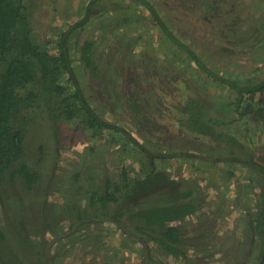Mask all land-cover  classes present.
<instances>
[{
    "label": "trees",
    "instance_id": "obj_1",
    "mask_svg": "<svg viewBox=\"0 0 264 264\" xmlns=\"http://www.w3.org/2000/svg\"><path fill=\"white\" fill-rule=\"evenodd\" d=\"M98 1L105 0H89L85 17L68 29L51 25L49 32H41L31 12L33 0H0V196L7 184L20 181L32 191L39 183L40 169L48 160L47 150L44 144L36 145L30 138L38 137L40 131L53 135L58 150L63 137H68L74 126L92 142L102 140L107 149L115 147L110 154L117 159L115 162H129L118 172L111 171L101 177V171L96 170L99 164L95 161L94 165L89 155L84 154L74 171L76 188L72 189L71 199L61 204L73 216L70 227L40 247L37 264H62L50 245L59 242L70 248L77 236L99 247L108 238L115 247L111 253H117L129 240L139 244L145 255L153 256L152 252L160 250L186 261L190 255L184 239L194 235L195 245L202 247L197 249L202 254L198 260L205 257L201 251L210 255L223 252L224 243L212 244L205 239L207 225L201 224L202 221L190 230L174 223L195 214L206 199V194L198 196V185L193 179L171 173V161L175 157L180 161V172L184 164L202 174L219 163V167L228 165L229 174L234 173L229 166L243 165L255 170V181L260 182L261 189L255 209L245 213L244 233L249 244H245L244 250L250 252L249 259L255 254L254 264H264V164L255 160L252 150L244 143L264 139V78L254 81L221 76L181 42L168 25L175 21V12L181 10L185 15L180 18L183 25L190 20L195 30L200 25L224 33L218 40L210 33L212 45L222 53L221 57L236 56L242 44H246V50L260 51L264 49V39L258 38L252 45L245 31L232 32L227 25L237 19L231 18L234 11L225 6L224 0H166L164 5H157L160 8L153 0H131L134 6L142 7L138 13L132 10V4L121 6L134 14L125 17L124 22L150 15L160 33L189 56L188 64L197 67L196 77L205 73L206 79L219 83L222 92L227 90L212 94L204 91L203 85L195 88L182 78L178 84L179 102L169 103L164 92H153L149 84L152 78L147 75V72L153 75V70L148 61L142 59L141 74L151 92L141 88L143 82L130 70L117 65L106 68L108 54L97 53L95 42L77 33L88 23L90 15L100 10L93 8ZM119 2H114L115 7H119ZM159 10L168 21L158 14ZM226 44L231 48L224 49ZM75 52L77 63L72 55ZM110 58L116 61V57ZM182 64L186 66L187 62ZM79 69L87 74L86 79L77 76ZM227 96L232 99L228 100ZM230 116L233 117L230 124L240 122L245 127L247 141L223 127L229 124ZM122 122L134 126L127 128ZM194 146L197 152H192ZM262 157L264 160V154ZM250 179L254 181L251 176ZM81 195L86 200L84 205ZM130 221L135 223L134 228L124 231L122 223ZM101 223L115 226L124 244L117 234L91 235L89 226ZM74 230L80 233L72 235ZM9 239L0 225V261L4 264H8L4 251L10 249ZM26 240L28 244L29 238ZM234 240L232 237L230 243ZM244 258L245 254L239 255L238 264H247Z\"/></svg>",
    "mask_w": 264,
    "mask_h": 264
},
{
    "label": "rangeland",
    "instance_id": "obj_2",
    "mask_svg": "<svg viewBox=\"0 0 264 264\" xmlns=\"http://www.w3.org/2000/svg\"><path fill=\"white\" fill-rule=\"evenodd\" d=\"M115 1H122L118 3V8L115 7ZM158 1L160 2L152 1L157 8H160L157 6L158 4L164 5L166 2V0ZM196 1L202 2L203 0ZM33 2L31 12L35 15L38 30L49 32L48 29L51 28V25H57L65 30L81 21L85 17L89 0H33ZM179 2L185 3L186 1ZM134 3L131 0L98 1L97 6L93 8L94 11L98 7L100 10L94 15L91 14L92 17L88 23L77 30L82 38H89L95 42L97 53L104 56L108 54L106 59L108 63H105L106 68L117 65L125 71L130 70L134 76H138L143 82L141 88L151 92L150 87L147 86L148 82L145 81V76L141 74L142 59L148 61L153 70V75L147 72V75L152 78L149 84L154 90L153 92H164L169 103L171 101L179 102L178 93L181 89L178 84L182 78L190 82L189 84L195 88L199 86L202 88L203 85L204 91L212 94L218 95L227 91L222 89V92L218 82H211L210 79H206L205 73L196 77L194 73H196L195 68L197 67L188 64L189 56L186 52L176 49L171 39L160 33L150 15L147 14L140 16L139 19L134 18L124 22L125 17L128 15L131 17L134 14L129 12L130 9L121 6L132 4V10L138 13L142 7L140 5L134 6ZM223 3L236 13H233L231 18L237 20H233L227 25L232 32L235 29L241 32L245 31L250 36L252 45H255L260 38V41L264 39V0H224ZM182 13L181 10L175 12V21L170 22L168 28L181 42H185L189 48L198 54L208 66L213 67L218 74L226 78H253L254 81L264 78V56H262L264 49L253 52L246 50V44H242L239 45L242 48L237 50L236 56L221 57L222 53L216 50V46L212 45L214 42L210 33L216 35L214 40H218L219 35L224 33H219L217 30L212 31L208 27L200 25L195 30L190 20L183 25L180 18L185 15ZM158 14L167 20L162 10H159ZM186 26L190 29L188 30ZM258 27L259 29H257ZM227 48L230 49L231 47L227 45L224 49ZM113 49L115 50L114 54ZM72 55L76 59L75 63H77L78 53L75 52ZM109 56L116 57V61L113 62L112 58L108 59ZM183 61L187 62L186 66L182 64ZM76 74L79 78H87V74L82 69L76 71ZM222 97L226 96L222 95ZM231 99L228 97V100ZM173 107L176 111V106L173 105ZM232 118L230 116L227 119L229 124H225L223 127L234 133H239L243 140L247 141L243 131L245 127L240 122L230 124ZM122 123L127 128L134 126L132 123ZM37 136H32L31 141L36 145L44 144L48 157L47 163L45 166L42 165L40 169L39 183L32 191L28 190L20 181L13 185L7 184L2 196H0V225L10 238V249L4 251L8 264H37L39 262L37 252H39L40 247L51 243L53 236L62 230L67 231L69 229L73 216L65 210L66 206L61 204H65L69 202L67 200L71 199L72 189L76 188L74 171L78 169L77 164L84 154L89 155L90 161L94 165H96L95 161L99 164L100 168L97 167L96 170L101 171V177L111 171L118 172L123 165H129V162L126 161L124 164L119 161L115 162L116 158L110 156L115 151V147L107 149L106 146L102 145V140L96 143L92 142L74 126L69 130L68 137L66 135L63 137L58 150L53 135L51 137L48 132L40 131ZM37 138L40 140L37 141ZM244 143L252 150L255 160L264 164L262 157L264 139L255 143L248 141ZM191 149L192 152H197V146L191 147ZM160 151H164V149ZM172 162L170 171L173 175L183 174L187 178L190 177L189 179H193V183L198 185V196L202 193L206 194L205 203L199 211L190 215L185 221L174 223L190 230V227L196 228L198 222L202 221L201 224L207 225L205 239H209L212 244L224 243L226 249L223 252L210 255V253L201 251L204 252L205 257L203 260H198L197 257L202 254L197 249L202 247L195 245L197 239L192 235L191 237L186 236L184 239L186 242L185 249L190 255V259L186 261L160 250L152 252L153 256H149L145 255L139 244H134L129 240L124 244L122 242L123 237L115 226L101 223L96 226H89V232L92 231L91 235L97 233L96 236L117 234L121 244H124L117 253H111L115 247L107 241L110 240L108 238L99 247L94 242L82 241L77 236L72 240L70 248L68 245L59 242L49 244L56 258L62 264H238L236 259L243 253L247 264H254L255 254L249 259L250 252L247 253L244 250L245 244H249L244 231L245 213L249 209H255L261 189L260 182L255 181V170L253 171L243 165L236 168L229 166L234 172L229 174L226 171L228 165L224 164L223 167H219V163L216 167L207 169L206 173L199 174L188 164H184L180 172L178 169L180 168V161L176 157L172 159L171 164ZM250 176L254 178V181L250 179ZM80 197L83 198L82 203L84 205L85 197L83 195ZM122 226L124 231L132 230L135 223L132 221L124 222ZM75 230L78 229L75 228ZM75 230L71 233L72 235L76 232ZM232 237L235 240L230 243ZM28 238L27 244L24 241ZM1 248L3 249V246ZM0 264L4 263L0 261Z\"/></svg>",
    "mask_w": 264,
    "mask_h": 264
}]
</instances>
